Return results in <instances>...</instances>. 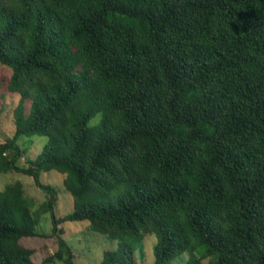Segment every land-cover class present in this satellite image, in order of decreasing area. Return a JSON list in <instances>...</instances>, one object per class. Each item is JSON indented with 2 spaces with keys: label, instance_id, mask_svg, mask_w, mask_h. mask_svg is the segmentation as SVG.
Instances as JSON below:
<instances>
[{
  "label": "trees",
  "instance_id": "obj_1",
  "mask_svg": "<svg viewBox=\"0 0 264 264\" xmlns=\"http://www.w3.org/2000/svg\"><path fill=\"white\" fill-rule=\"evenodd\" d=\"M0 63L19 95L0 173L47 194L0 190V264H75L66 220L119 240L101 264H138L147 234L153 264H264V0H0ZM45 213L57 249L39 263L22 238L45 235Z\"/></svg>",
  "mask_w": 264,
  "mask_h": 264
},
{
  "label": "rangeland",
  "instance_id": "obj_2",
  "mask_svg": "<svg viewBox=\"0 0 264 264\" xmlns=\"http://www.w3.org/2000/svg\"><path fill=\"white\" fill-rule=\"evenodd\" d=\"M12 70L0 63V79L3 81V88L0 91V140L12 137L15 133V124L13 110L18 103L19 95L7 89L6 83L11 76ZM27 107L30 100L26 101ZM48 137L42 134L33 136H21L19 143L27 151L25 156L21 158V162L25 163L27 159H35L43 150ZM40 179L45 184H50L57 190L58 200L55 205V213L57 216H64L73 212L74 199L70 191L66 189L64 183V174L58 170L51 169L42 171ZM20 180L25 188V193L34 198L37 203L46 199V192L36 184L34 178L28 174L17 171L0 173V190L4 189L8 184ZM89 221H72L66 220L60 226L63 227L62 236L66 239L68 245L73 252V261L75 264H101L103 253L105 250H114L119 245L118 239H113L106 234L93 231L89 228ZM52 218L50 213H45L42 221L36 226L39 233L45 234L41 236L23 237V244L34 249L33 258L37 262H41L44 257L57 249V241L52 233ZM156 242L155 234H147L141 244L137 246L138 264H153L155 260L154 245ZM189 255L185 253L171 261L170 264H185ZM49 264H65L61 260H55ZM201 264H209L208 259H203Z\"/></svg>",
  "mask_w": 264,
  "mask_h": 264
},
{
  "label": "crops",
  "instance_id": "obj_3",
  "mask_svg": "<svg viewBox=\"0 0 264 264\" xmlns=\"http://www.w3.org/2000/svg\"><path fill=\"white\" fill-rule=\"evenodd\" d=\"M34 259V258H33Z\"/></svg>",
  "mask_w": 264,
  "mask_h": 264
}]
</instances>
